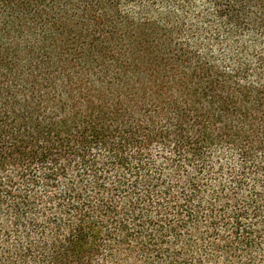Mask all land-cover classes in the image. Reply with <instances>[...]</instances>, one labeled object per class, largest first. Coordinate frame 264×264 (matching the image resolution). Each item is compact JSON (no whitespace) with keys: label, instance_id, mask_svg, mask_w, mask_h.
Segmentation results:
<instances>
[{"label":"trees","instance_id":"16d2710c","mask_svg":"<svg viewBox=\"0 0 264 264\" xmlns=\"http://www.w3.org/2000/svg\"><path fill=\"white\" fill-rule=\"evenodd\" d=\"M264 0H0V264H264Z\"/></svg>","mask_w":264,"mask_h":264},{"label":"rangeland","instance_id":"374dc122","mask_svg":"<svg viewBox=\"0 0 264 264\" xmlns=\"http://www.w3.org/2000/svg\"><path fill=\"white\" fill-rule=\"evenodd\" d=\"M262 249L264 250V236L262 238ZM254 257L256 262L258 263H264V254L261 251H258V247L256 249V252H254Z\"/></svg>","mask_w":264,"mask_h":264}]
</instances>
